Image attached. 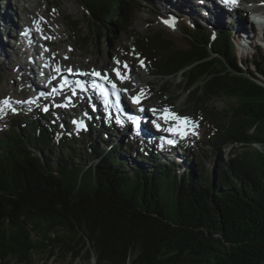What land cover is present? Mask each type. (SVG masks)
I'll list each match as a JSON object with an SVG mask.
<instances>
[{"label":"trees","instance_id":"16d2710c","mask_svg":"<svg viewBox=\"0 0 264 264\" xmlns=\"http://www.w3.org/2000/svg\"><path fill=\"white\" fill-rule=\"evenodd\" d=\"M81 1L93 27L106 34L128 32L143 6L141 0ZM178 19L186 48L154 30L135 42L158 76L182 77L188 110L201 111L212 125L204 148L178 161L146 146L128 168L132 146L107 139L101 147L106 127L97 118L80 134L98 133L87 151L80 136L55 141L52 111L37 106L18 116L0 133V264H35L43 254L87 264H264V151L255 147L264 148L259 22L249 18L213 31L188 13ZM220 98L232 101L225 111L212 108ZM226 146L245 150L225 159ZM201 158L212 161L209 175ZM87 174L92 181L83 190ZM164 176H172L173 190L164 191Z\"/></svg>","mask_w":264,"mask_h":264},{"label":"rangeland","instance_id":"374dc122","mask_svg":"<svg viewBox=\"0 0 264 264\" xmlns=\"http://www.w3.org/2000/svg\"><path fill=\"white\" fill-rule=\"evenodd\" d=\"M14 9H18L19 12V19L18 23L16 22L14 24L10 11L13 10L11 7L7 8V1L6 0H0V40L2 38V41H5L6 35L3 33L11 31L13 32L14 29H18L19 26L23 28V26H30L31 23H34V20L36 21L39 20V18H36V16L39 15L40 12L44 11L47 7V3L44 2L43 0H32V5L35 7L34 9L30 10V6L21 0H12ZM52 1L54 4V7L51 8V11H56V10H61V17H65L63 20L64 22L66 21H79L80 25L77 28H73V32H68V34H71V39L69 41L67 40L66 43H62V49L61 47L57 46L58 48L56 51L62 56V64L63 67L62 69L65 70L71 69L74 70L75 68H79L82 70H87V71H92L96 69L97 71H100L102 74L106 75L108 72L116 75L115 72L112 70L114 67L117 65V61H119L122 66L126 61H131L134 62V64L137 70L144 68V70H150V74L146 76L145 79L152 80V84L148 86L147 94H146V101H149V107L154 106L156 108H161V109H168L169 111H172L174 114H176L175 111H181V114H184L185 117L189 118L190 120H193L198 125V129L195 132L193 138H191L190 142L189 141H184L180 142L179 148H177V151H173L172 153L177 154L180 160H184L185 156H188L187 158H190L191 153H199L203 148L204 144L208 142V133L210 128H212V125L210 122H207V119L205 118L204 115H202L201 111H196L194 112L192 109L191 111L188 110L189 107V99L190 97L188 96V93H184L180 89V85H182V77L180 74L172 77H160L156 74V69L152 67V65L148 61H144L142 57H140V52L139 49L136 46V37L145 35L148 32L154 30H160L162 27H164V22L165 20L169 19H178L179 16V4L176 5L177 8L174 10L171 14V17L168 15L163 14L157 6L160 4L162 0H141L142 1V8H138L137 11L135 12L134 15V22L133 26L128 32H120L119 30L116 31V33H112V31L109 29L108 33L106 34L105 30L103 29L102 31V26L101 25H95L93 27L92 23H89L88 18L86 17L83 7L75 0H49ZM173 1V0H172ZM192 3V2H190ZM193 4L196 6L197 2H193ZM260 4V3H258ZM192 4H189V7H187L188 11L182 10V13L185 14L188 13L189 16H191L192 19L200 22V24L205 25L206 27L210 28L211 30H217L221 26L225 25L229 26L232 24H235L237 21H248L249 18H253L256 20L257 23L255 27V31L260 37L264 38V22H261V15L264 16V13L256 12L253 10H250L247 6H242V8H226L225 10L224 7H221V9L214 10L213 11V16L212 18L209 16H206L207 14L205 11L202 9V7H195ZM144 7H148L149 9L153 10L154 13L156 14L155 16H149L146 14V9ZM191 7V8H190ZM7 8V9H6ZM201 8V9H200ZM11 9V10H10ZM38 10V11H37ZM264 10V7L263 9ZM15 11V10H14ZM34 13V16L32 17L31 12ZM226 11V12H224ZM220 12L224 13L221 16L218 17ZM12 13V11H11ZM14 13V12H13ZM226 13V14H225ZM15 13L13 14V17L15 18ZM226 15V16H225ZM182 18V17H181ZM214 18V19H213ZM222 18V19H221ZM41 19V18H40ZM48 19V18H47ZM184 19V18H182ZM187 19V18H186ZM7 20V22L5 21ZM10 20V22H9ZM139 20H142L140 23ZM33 21V22H32ZM40 21V20H39ZM9 23V24H8ZM2 24V25H1ZM3 26V27H2ZM18 26V27H17ZM8 28V29H7ZM28 29V28H27ZM30 30V28L28 29ZM3 31V32H2ZM168 38L172 39L174 41V44L177 46L181 47H186L187 46V38L183 34V29L182 26L179 24L176 28L172 29H167L164 28L162 30ZM18 32V31H17ZM7 34V33H6ZM6 36V37H5ZM66 36H64L62 39H65ZM84 38H88V42L85 43L83 40ZM12 43V42H9ZM58 45V44H57ZM42 48L46 49L45 46H42ZM49 47H47L48 49ZM74 48V49H73ZM59 49V50H58ZM62 51V52H61ZM56 52V53H57ZM75 52V53H74ZM70 53H73L72 57H70ZM114 57H113V56ZM0 101H4L7 99H10L14 102V106H9L7 108V111L5 114V111L0 113V133L3 131H6L8 128L12 127V124L15 122L18 116L20 115H26V114H31L33 109V104H30V100H24L20 99L19 96L15 95L14 90H13V96L12 98L8 97L5 93L8 92L9 89H16V94L17 92H21L20 86V78H19V70H21V66L23 64V61H19L15 57L12 58L13 63H9L5 60H2V55L0 53ZM119 56L121 58H119ZM70 58L69 61H66V58ZM118 57V58H117ZM65 58V59H64ZM113 59V60H112ZM108 64L105 63V61H108ZM141 61H143V65H141ZM111 63V64H110ZM6 64V65H5ZM115 64V65H114ZM56 67V65H54ZM53 66V69L55 67ZM111 66V67H110ZM123 68V67H122ZM124 69V68H123ZM121 70L125 72V70ZM22 70L26 71L25 68H22ZM38 73L39 69H38ZM62 74H65L64 71H62ZM130 78V76L128 75ZM132 77V76H131ZM133 79L134 81L138 82V85L136 88L133 89L132 86L130 85H123L120 83V87L123 88V90L128 91L129 96L131 95L130 92H135L139 93L142 91L137 90L139 88V85H142L145 83V81L142 78H138L137 75H134ZM143 80V81H142ZM119 84V83H118ZM123 86V87H122ZM23 87V86H22ZM19 88V89H18ZM164 88H168V91H166L164 96H161L162 90ZM42 102V101H41ZM230 100L228 99H217L212 103V108L216 110H222L225 111L229 108L230 106ZM39 104V102H38ZM126 105H128L130 108L134 109L128 101L125 102ZM2 105V103H0ZM47 102L46 104H42L41 107L43 110V113L47 114V112L44 111V109L48 108ZM52 108L49 109L52 111V113L56 114V118L59 116V112L57 110V107L55 104H52ZM5 106V105H4ZM62 108V107H60ZM173 109V110H172ZM65 113V112H64ZM87 113V112H86ZM86 113H82L83 115H88ZM66 114V113H65ZM67 118H71V115H76L75 113H67ZM79 116V115H77ZM61 117V115L59 116ZM193 117V118H192ZM80 119V117H79ZM61 120H63L61 118ZM82 120V119H80ZM64 121V120H63ZM90 122V121H89ZM71 122L70 120H67V124L69 125ZM102 124V122H100ZM101 124H98L99 126L102 127ZM108 124H105L104 127L100 129L101 132H103L102 136L103 139L100 142V146L104 147L106 144V140L108 139L109 142H112L113 144H121L124 147L125 150H127V147H131V151L129 152L128 156L131 158H128L129 161V166L128 168L136 167L137 164L135 162V154L137 152H140L141 149L143 148V145H139L136 143V140L132 139L133 135L129 134L127 136V139L124 138V132H120L121 134H114V129H111V127L107 126ZM153 126V125H152ZM78 129L77 127H75ZM57 130L65 131L63 130L62 126V121H58L57 123ZM72 130V129H71ZM116 130V129H115ZM132 130V129H131ZM65 131L66 134H80L83 131ZM134 131V130H132ZM108 135V137H107ZM98 133H93L92 135H81L79 140V147H82L86 149L87 151H90L91 148V143L97 139ZM167 137V136H166ZM256 147V146H255ZM262 147V146H261ZM263 148V147H262ZM138 149V151H137ZM157 150L169 154L171 149H162L160 147L157 148ZM245 149L240 148L239 146H226L224 148V154H225V159H228L231 156V153L235 151V154H240L244 151ZM193 151V152H192ZM264 151V148H263ZM176 152V153H175ZM127 156V155H126ZM202 162V165L206 166L205 173L206 175H209L212 171V161L201 158L197 159ZM86 163L85 160L80 161L81 165H84ZM143 170H148L149 168L146 167H141ZM202 172V171H201ZM92 181V177L90 174L85 175L84 180L82 181V189L86 190L89 184ZM162 186L164 191L168 192L169 190H173L174 188V181L172 179V176H164L162 180ZM35 264H87L83 261H78L77 263H72L70 259L67 260H62V258H53L52 260L48 259L47 254L43 255H36L33 259ZM11 264H19L17 262H13ZM92 264H95V260L92 261Z\"/></svg>","mask_w":264,"mask_h":264},{"label":"bare ground","instance_id":"6f19581e","mask_svg":"<svg viewBox=\"0 0 264 264\" xmlns=\"http://www.w3.org/2000/svg\"><path fill=\"white\" fill-rule=\"evenodd\" d=\"M6 1H7V8L11 7V9H13V10L10 9L12 11V13L10 11V14H11V18H12L14 24L16 22L18 23V19H19L18 9L17 8L14 9V5L12 3L13 2L12 0H6ZM21 1L26 2L30 6V10L35 8L32 5V3H33L32 0H21ZM43 1L47 3L46 9L44 11L40 12L38 16L35 15L36 18H39L40 21L36 19V21L34 20V23L30 24V26H23V28H21V26H19L18 29L17 28L14 29L13 32L11 31V33H10V31L6 32L7 30L5 32L2 31L7 36V37L5 36L6 37L5 41H2V38L0 40V53L2 55V60L7 61L8 64L13 63L12 58H14V57L16 59H18L19 61H23V64L21 66V70H19V75H18L20 78V80H19L20 86H18V87L21 88L22 91L17 92V94H16V92H15L16 89H9L8 92L5 94L8 95V97H10V98H12L13 95H14L13 97H15V95H17L20 97V99H24L26 101L30 100V99L34 100V101L46 99L49 95V90L44 85V83L41 81V78L38 74V69H39V72L42 71L45 63L48 64L49 66L50 65H53V66L57 65L56 68L63 66L62 64L64 62L62 63V61H63L62 56L56 51V49L58 48L57 46L61 47V49H62V46H63L62 43H66L67 40L69 41V39H71L72 35L68 34V32H73L72 31L73 26H72V24H70L69 21H66V22L63 21L65 19V17L60 18L61 17L60 15H62L61 10L51 11V8L54 7L55 3H52V1H49V0H43ZM190 2H192V3H190ZM193 2H197L196 6L193 4ZM159 3L160 4L157 6V8L163 14L168 15V17L169 16L171 17L172 12L174 10H176V8H177L176 5H178V4H179V8L177 10V11H179L178 16H180L182 10H186L187 7H189V4H192L195 7H197V5H198V7H202V9L207 14L206 16L210 15L209 17H211V18L213 16V11L221 9V7H222L218 1L212 2V0H173V1L172 0H162ZM253 3L254 4H251V2L247 3L248 8L250 10H253V11L258 10L259 11V10L263 9V7H264V0H253ZM258 3H260V4H258ZM222 10H225V8L224 9L222 8ZM186 11H188V9ZM13 12L15 13V15H14L15 18L13 17V14H14ZM224 12H226V11H224ZM30 14H32V17L34 16V13L31 12ZM222 14L224 16V13L220 12L218 17L221 16ZM5 21L7 22V20H5ZM9 22H10V20H9ZM139 22L141 23L142 20H139ZM27 28L28 29L30 28L31 31H29ZM64 36H66V38L62 39ZM45 37H49V39H45ZM9 42H12V43H9ZM42 46L49 47V48L46 51V49L42 48ZM72 54L73 53H70L69 56L72 57L73 56ZM119 58H121V57L119 56ZM69 60H70V58L67 57L66 61H69ZM133 61L135 62V60H133ZM108 62H109V60L105 61V63H107V64H108ZM134 62L131 61V63H130V61L129 62L126 61L127 65H128V70L123 69L122 68L123 66L121 64H117L116 67H114V68L119 67L121 70L123 69V70L127 71V75L130 76L129 79L117 82L119 84L116 83V87L118 90H120L123 93V95H129L128 92L123 90V88H121L120 86L122 84L123 85H130L134 89L138 85V82L133 80V79H135L134 75H137L138 78L143 77L142 79L145 81V83L142 85H139V88H137V90H139V91L143 90V94L141 95V97H139V99L144 100L146 98L148 86H150L153 83L152 80L145 79L146 76L148 74H150L151 72H150V70H147V69L144 70V68L137 70ZM60 63H62V64H60ZM22 68H25L26 71L22 70ZM66 70H68V69L65 68L64 71L66 72ZM97 72H99V71H97ZM112 72H113V70H112ZM91 73H93V71ZM123 73H124V71H123ZM108 74L111 77H114L112 73L108 72ZM120 83H122V84L120 85ZM13 90H14L15 94L12 93ZM40 91L44 92V95H42L41 97L39 95ZM67 93L71 96H73L74 94H78V93H81L83 95L85 94V93L81 92L80 87H77L73 91H68ZM130 94L133 95V94H137V93L130 92ZM6 100L9 101V106H14V102L12 100L7 99V98H6ZM81 104L83 107V105L86 104V100H83V102H81ZM131 104L133 105L134 108L138 109V106L141 103L138 102V103H131ZM7 108H9V107L4 106L3 104L0 105V113L5 111V114H7L6 113ZM163 111H164V109H163ZM175 112L178 116L185 117L184 114H181V111H175ZM87 113H89V112L87 111ZM81 118L83 120H89L90 114H88V115L82 114ZM168 120H169V123L176 122L175 124H177V121H175V120H172V119H168ZM191 121H193V120H191ZM199 127H195L194 129H191L188 131V134L186 136H187V140H189V142H190L191 138L194 139L193 133H195ZM111 129H114V134L115 133L121 134L120 132H124V134H125L124 138H126V139H127V136L129 134L133 135V133L131 132V129L128 128L125 123L120 124L118 122H114V124L111 125ZM133 129L136 131V133L140 137V139L143 140V136L139 132V130L136 127H133ZM151 130L154 131L153 128H151ZM171 136L175 140H177V139L179 141L182 140L177 135L172 134ZM155 141H156L155 144H157V145H163V144L165 145L166 144L164 142L165 141L164 139L157 138V139H155ZM255 146H256V148L263 150L261 145L256 144Z\"/></svg>","mask_w":264,"mask_h":264},{"label":"snow or ice","instance_id":"6c2138e0","mask_svg":"<svg viewBox=\"0 0 264 264\" xmlns=\"http://www.w3.org/2000/svg\"><path fill=\"white\" fill-rule=\"evenodd\" d=\"M237 2V0H224V3L228 4V3H232L235 4ZM165 24H168L171 27H174L175 25V20H165L164 21ZM45 39H49V37H45ZM47 51V49H46ZM120 62L117 61V64H119ZM141 65H143V61H141ZM123 68L125 70H128V65L127 63H124ZM57 71H59V69H57ZM69 71H71V69H69ZM113 71L115 72L116 76L118 79H120L121 81H124L126 79H129L128 75H127V71H125L124 73L121 72V69L119 67L114 68ZM95 76L99 77L101 74L100 73H93ZM103 79H105L106 81H108L109 83L112 84V88L115 89L116 85L114 83H112L111 80H109V78L107 77V75H105L103 77ZM82 87V86H81ZM143 93H141L142 95ZM133 102L134 103H138L139 99L138 97H133ZM0 103H2L5 106L9 105V101L8 100H4V101H0ZM46 110V109H45ZM164 119L167 121L168 119H172L177 121V125L171 129H168L169 131H171L174 135H177L181 138H183L184 136H186L188 134V131L191 129H194L195 127H198V125L191 121L189 118L187 117H180L174 113H171L168 109H164ZM190 126V127H189ZM157 127H159V125H157ZM195 134V133H194ZM169 144H173L175 143V141L173 140H169L168 141Z\"/></svg>","mask_w":264,"mask_h":264},{"label":"water","instance_id":"95a60500","mask_svg":"<svg viewBox=\"0 0 264 264\" xmlns=\"http://www.w3.org/2000/svg\"><path fill=\"white\" fill-rule=\"evenodd\" d=\"M75 1H77V2L83 7L84 13H85L86 17L88 18L89 23H91V22H90L91 15H90V13L87 12V10H86L84 4L82 3V1H81V0H75ZM164 28H167L168 30L171 29V28H168V26H164V27H162L160 30H157V31H161V32H163L162 30H164ZM163 33H164V32H163ZM164 34H165V33H164ZM165 36L168 37L166 34H165ZM168 39H170V38H168ZM170 40L173 41L172 39H170ZM173 44H174V41H173ZM174 45H175V44H174ZM175 46H176V47H179V48H186V47L188 46V43H187V46H186V47H181V46H177V45H175Z\"/></svg>","mask_w":264,"mask_h":264}]
</instances>
